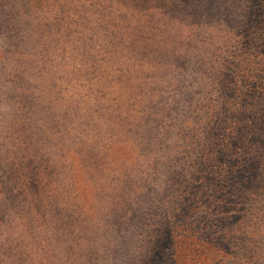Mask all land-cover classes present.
I'll return each instance as SVG.
<instances>
[{
    "label": "rangeland",
    "instance_id": "rangeland-1",
    "mask_svg": "<svg viewBox=\"0 0 264 264\" xmlns=\"http://www.w3.org/2000/svg\"><path fill=\"white\" fill-rule=\"evenodd\" d=\"M176 2L0 0V264H164L146 260L145 236L139 247L124 236L148 231L162 202L136 214L149 179L128 162L146 142L136 132L162 112L156 87L190 52L189 31L156 16ZM175 195L173 210L189 206Z\"/></svg>",
    "mask_w": 264,
    "mask_h": 264
},
{
    "label": "trees",
    "instance_id": "trees-1",
    "mask_svg": "<svg viewBox=\"0 0 264 264\" xmlns=\"http://www.w3.org/2000/svg\"><path fill=\"white\" fill-rule=\"evenodd\" d=\"M191 1L156 13L180 34L189 31L190 52L170 63L178 61L180 76L156 87L160 115L151 111L145 133L135 131L146 142L128 164L139 163L136 174L149 179L151 194L136 214L151 216L156 195L162 202L156 223L127 232L124 244L139 247L133 238L145 236L146 260L156 263L169 256L175 264H264V0ZM167 190L190 198L189 206L183 200L173 210Z\"/></svg>",
    "mask_w": 264,
    "mask_h": 264
}]
</instances>
